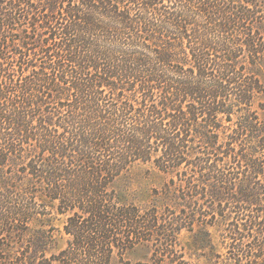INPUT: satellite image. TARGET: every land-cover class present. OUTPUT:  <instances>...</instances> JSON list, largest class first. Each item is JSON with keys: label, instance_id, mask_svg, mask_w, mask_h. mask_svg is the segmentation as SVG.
<instances>
[{"label": "trees", "instance_id": "obj_1", "mask_svg": "<svg viewBox=\"0 0 264 264\" xmlns=\"http://www.w3.org/2000/svg\"><path fill=\"white\" fill-rule=\"evenodd\" d=\"M262 12L264 0H0V260L264 264V197L211 158L264 169L245 153L253 120L232 139L224 125L233 96L251 108L261 92L245 75L264 58ZM140 163L172 174L173 206L118 187ZM215 180L233 203L208 221L193 206L223 198ZM60 218L69 239L54 253ZM17 236L21 257L1 240Z\"/></svg>", "mask_w": 264, "mask_h": 264}, {"label": "rangeland", "instance_id": "obj_2", "mask_svg": "<svg viewBox=\"0 0 264 264\" xmlns=\"http://www.w3.org/2000/svg\"><path fill=\"white\" fill-rule=\"evenodd\" d=\"M262 17L264 19V12H262ZM242 62L246 68H252L247 60H242ZM248 72L246 73L245 77L247 79L259 81L261 92L257 93L254 97L251 108L238 104L236 96L232 97L233 104L230 106V109L233 114L231 115L230 122H224V125L226 126L225 135L231 139L232 137L237 138V132L239 129H241L243 121L246 119L253 120L254 131L247 132V134L243 136V142L246 144L245 153L255 156V159H257L258 162L261 161L260 163H262L264 167V58L261 61L260 66L254 71L255 73H251L250 71ZM201 148L202 147H200V149ZM237 148H239L238 145ZM200 151H204V149H201ZM211 158L213 164H215L219 169L216 174H219L220 176L227 175L228 178L231 179L233 187L236 188V190H240L241 187L246 189L258 188L262 194V197H264V169L262 170V168L259 167L262 170V173L255 174V172L241 159V156L233 155V153L229 155L217 153L212 155ZM200 172L201 171L197 172V174L191 172L189 176H193L196 182L199 183L198 181L200 180L201 176ZM174 176L176 177V175ZM172 177V174H166L158 170L151 163H140L131 169V172L126 177H124V179L119 183L118 187L121 190L124 189L126 193L131 195V197L134 199L144 201L149 204L155 203L160 206H173V203L164 197L166 185L170 183ZM213 183H215V185H220L216 180ZM219 187L223 198H210L193 206V208H195L196 214L198 213V217L201 211L205 214H208V217L206 218L208 221H212L214 217H216L217 220H222V213H224V215H228L230 210H227V207L225 206L232 205L233 198L231 197L229 191H225L223 188H221L223 187L222 183ZM220 204H222L223 207ZM63 223L64 218H60L58 221H56V227L58 229L54 232V253L63 250L67 246L69 237L63 230ZM212 230L214 231L215 229ZM184 234L185 241H188V234L186 232ZM1 240L6 245H9L8 251H11L18 255V257H21V237L17 236L13 238V243L3 237H1ZM139 252L141 251L131 252L127 254V258L135 260ZM6 261L7 260H0V264H9V262L7 263Z\"/></svg>", "mask_w": 264, "mask_h": 264}]
</instances>
